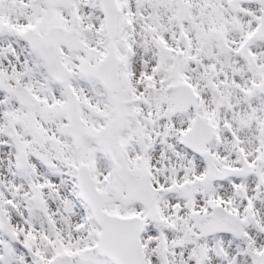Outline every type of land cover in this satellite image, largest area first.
I'll use <instances>...</instances> for the list:
<instances>
[{
	"label": "snow or ice",
	"instance_id": "snow-or-ice-1",
	"mask_svg": "<svg viewBox=\"0 0 264 264\" xmlns=\"http://www.w3.org/2000/svg\"><path fill=\"white\" fill-rule=\"evenodd\" d=\"M0 264H264V0H0Z\"/></svg>",
	"mask_w": 264,
	"mask_h": 264
}]
</instances>
